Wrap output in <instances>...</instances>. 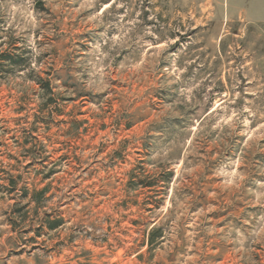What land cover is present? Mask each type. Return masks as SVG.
Wrapping results in <instances>:
<instances>
[{
  "label": "rangeland",
  "instance_id": "1",
  "mask_svg": "<svg viewBox=\"0 0 264 264\" xmlns=\"http://www.w3.org/2000/svg\"><path fill=\"white\" fill-rule=\"evenodd\" d=\"M0 264H264V0H0Z\"/></svg>",
  "mask_w": 264,
  "mask_h": 264
},
{
  "label": "trees",
  "instance_id": "2",
  "mask_svg": "<svg viewBox=\"0 0 264 264\" xmlns=\"http://www.w3.org/2000/svg\"><path fill=\"white\" fill-rule=\"evenodd\" d=\"M9 60H11V59H9ZM57 226H58V225H53V226H51V228H52V229H55V228H57Z\"/></svg>",
  "mask_w": 264,
  "mask_h": 264
}]
</instances>
